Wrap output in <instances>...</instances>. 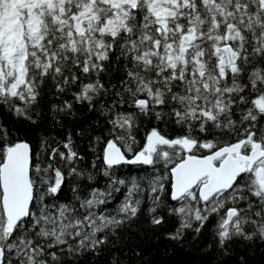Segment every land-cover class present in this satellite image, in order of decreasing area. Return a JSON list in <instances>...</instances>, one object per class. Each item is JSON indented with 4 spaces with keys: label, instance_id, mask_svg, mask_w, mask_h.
<instances>
[{
    "label": "snow or ice",
    "instance_id": "snow-or-ice-1",
    "mask_svg": "<svg viewBox=\"0 0 264 264\" xmlns=\"http://www.w3.org/2000/svg\"><path fill=\"white\" fill-rule=\"evenodd\" d=\"M177 250L264 264V0H0V264Z\"/></svg>",
    "mask_w": 264,
    "mask_h": 264
},
{
    "label": "trees",
    "instance_id": "trees-1",
    "mask_svg": "<svg viewBox=\"0 0 264 264\" xmlns=\"http://www.w3.org/2000/svg\"><path fill=\"white\" fill-rule=\"evenodd\" d=\"M191 259V256L186 255L182 250H177L173 256L175 264H186V262L191 261ZM252 259L257 262L260 261V254L258 251Z\"/></svg>",
    "mask_w": 264,
    "mask_h": 264
}]
</instances>
